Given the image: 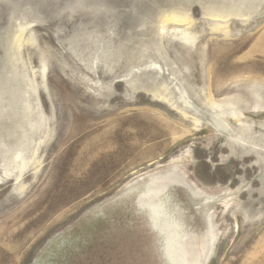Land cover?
I'll return each mask as SVG.
<instances>
[{
  "label": "rangeland",
  "instance_id": "1",
  "mask_svg": "<svg viewBox=\"0 0 264 264\" xmlns=\"http://www.w3.org/2000/svg\"><path fill=\"white\" fill-rule=\"evenodd\" d=\"M165 263L264 264V0H0V264Z\"/></svg>",
  "mask_w": 264,
  "mask_h": 264
},
{
  "label": "bare ground",
  "instance_id": "2",
  "mask_svg": "<svg viewBox=\"0 0 264 264\" xmlns=\"http://www.w3.org/2000/svg\"><path fill=\"white\" fill-rule=\"evenodd\" d=\"M172 18V17H171ZM174 18V17H173ZM21 80V79H20ZM4 86V85H3ZM25 104H26V111L28 112V109L29 108H31V106H30V104L28 103V102H25ZM14 105H16V104H14ZM28 106V107H27ZM17 111V110H16ZM26 111L24 112V113H26ZM20 124H22V121H21V123ZM26 124V123H25ZM3 129V128H2ZM27 129V128H26ZM24 138V137H23ZM4 150V149H3ZM2 151V150H1ZM16 158H17V160L19 161L18 163H21V165L23 166L25 163H26V157L24 156V154H23V151L22 150H20V152H17L16 153ZM22 166H20V168L22 167ZM8 174V173H7ZM21 177V176H20ZM130 191V190H129ZM7 192V191H6ZM106 205V204H105ZM138 212V211H137ZM142 213H144V212H142ZM145 214H147L146 212H145ZM148 218V217H147ZM149 221V220H148ZM150 229V228H149ZM158 241V240H157ZM156 242V241H155ZM158 246V245H157ZM156 251V250H155ZM166 264V263H165Z\"/></svg>",
  "mask_w": 264,
  "mask_h": 264
}]
</instances>
